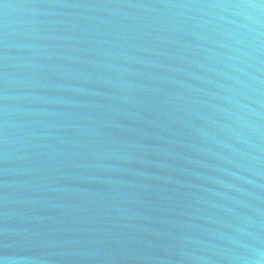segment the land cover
Returning <instances> with one entry per match:
<instances>
[{
  "label": "water",
  "instance_id": "1",
  "mask_svg": "<svg viewBox=\"0 0 264 264\" xmlns=\"http://www.w3.org/2000/svg\"><path fill=\"white\" fill-rule=\"evenodd\" d=\"M0 264H264V0H0Z\"/></svg>",
  "mask_w": 264,
  "mask_h": 264
}]
</instances>
